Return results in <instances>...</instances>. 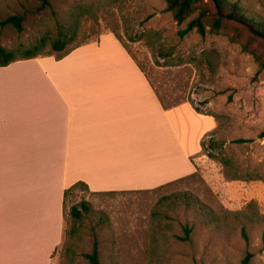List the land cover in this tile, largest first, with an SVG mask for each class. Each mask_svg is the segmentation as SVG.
Returning a JSON list of instances; mask_svg holds the SVG:
<instances>
[{"label": "rangeland", "instance_id": "1", "mask_svg": "<svg viewBox=\"0 0 264 264\" xmlns=\"http://www.w3.org/2000/svg\"><path fill=\"white\" fill-rule=\"evenodd\" d=\"M240 1L247 14L264 17V0ZM39 5L0 0V19L24 16L22 31L0 24V45L21 57L44 39L39 55L57 56L62 52L51 43L63 26H77L69 47L113 32L167 103H189L211 123L194 155L195 174L163 188L72 189L54 264H91L84 254L95 241L102 264H242L247 252L251 264H264V40L233 22L218 32L203 36L193 30L181 37L179 29L197 12L178 24L166 0ZM240 137L253 140L234 141ZM83 202L88 210H82ZM73 205L83 212L80 218L72 215ZM187 228L189 238L183 239Z\"/></svg>", "mask_w": 264, "mask_h": 264}, {"label": "crops", "instance_id": "2", "mask_svg": "<svg viewBox=\"0 0 264 264\" xmlns=\"http://www.w3.org/2000/svg\"><path fill=\"white\" fill-rule=\"evenodd\" d=\"M210 124L165 108L113 32L0 66V264H54L77 182L132 191L195 172Z\"/></svg>", "mask_w": 264, "mask_h": 264}, {"label": "trees", "instance_id": "3", "mask_svg": "<svg viewBox=\"0 0 264 264\" xmlns=\"http://www.w3.org/2000/svg\"><path fill=\"white\" fill-rule=\"evenodd\" d=\"M40 9H45L51 7L52 0H39ZM166 9L171 11L174 19L178 24L185 22L190 16L195 12L194 17H192L186 27L179 29L178 34L183 37L189 32L195 30L201 35H206L208 32H218L220 29L224 28L227 23L233 22L236 25V28H242L248 30L252 36L259 37L264 40V17H255L247 14L244 5L240 0H166ZM23 15L11 14L4 19H0L1 25L12 24L17 27L20 31L23 30ZM77 33V26L64 27L60 31L59 37L52 41L51 45L54 50L61 51L60 55H57V58H61L71 52L74 48L91 42L89 40H83L74 44L73 46H67L69 41ZM119 40L123 43L122 39L118 34H115ZM44 42L42 39L39 43H35L32 47L25 50L24 55L18 57L13 50H9L6 47L0 45V66L7 65L18 59L33 58L37 57L40 54L41 46ZM126 47V45L123 43ZM127 48V47H126ZM128 50V49H127ZM129 51V50H128ZM52 55V54H47ZM138 63V62H137ZM141 69L145 72L151 83L155 86L157 95L162 102L165 108H171L180 102L177 103H167L164 97L160 94L158 88L156 87L153 80L149 77L145 69L138 63ZM261 65L264 66V59L261 61ZM264 135V134H263ZM252 138H236L234 141L238 143L250 142ZM203 146L206 145L205 141H202ZM212 146V145H211ZM197 170L191 174H195ZM190 175V174H189ZM177 180V179H176ZM175 181V180H174ZM173 181L159 185L155 188H163L171 184ZM78 185H83L88 188V185L84 182H77L68 188L65 191V199L67 194ZM89 189V188H88ZM127 191V190H125ZM93 193H111L115 191H92ZM82 210H88V206L85 202L82 203ZM71 213L74 217L80 218L82 216V211L78 208L77 205H73L71 208ZM186 236L182 237L183 239L189 238V228L186 229ZM242 234L245 239H248V233L246 228L242 229ZM85 257L89 260L91 264H102L99 247L97 241L94 242V246L91 252L85 253ZM251 253L247 252L244 257L242 264H251Z\"/></svg>", "mask_w": 264, "mask_h": 264}]
</instances>
